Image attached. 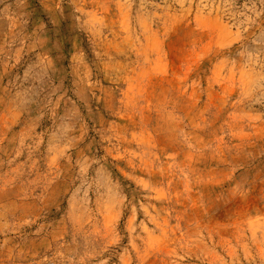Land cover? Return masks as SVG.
Returning a JSON list of instances; mask_svg holds the SVG:
<instances>
[{"label": "rangeland", "instance_id": "obj_1", "mask_svg": "<svg viewBox=\"0 0 264 264\" xmlns=\"http://www.w3.org/2000/svg\"><path fill=\"white\" fill-rule=\"evenodd\" d=\"M0 264H264V0H0Z\"/></svg>", "mask_w": 264, "mask_h": 264}]
</instances>
